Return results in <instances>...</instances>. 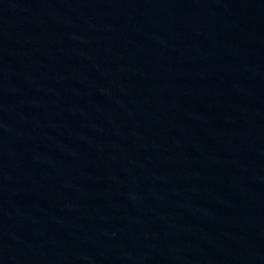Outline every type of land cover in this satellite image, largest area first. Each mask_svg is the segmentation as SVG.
Segmentation results:
<instances>
[{"label": "water", "instance_id": "water-1", "mask_svg": "<svg viewBox=\"0 0 264 264\" xmlns=\"http://www.w3.org/2000/svg\"><path fill=\"white\" fill-rule=\"evenodd\" d=\"M0 264H264V0H0Z\"/></svg>", "mask_w": 264, "mask_h": 264}]
</instances>
